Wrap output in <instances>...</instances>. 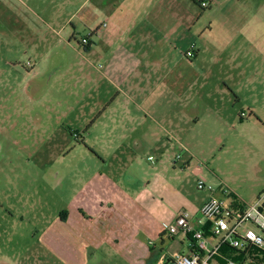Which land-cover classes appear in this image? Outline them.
I'll return each mask as SVG.
<instances>
[{
    "label": "crops",
    "instance_id": "crops-1",
    "mask_svg": "<svg viewBox=\"0 0 264 264\" xmlns=\"http://www.w3.org/2000/svg\"><path fill=\"white\" fill-rule=\"evenodd\" d=\"M71 2L60 0V35H40L53 61H29L26 75L41 90L60 82V109L38 116L63 139L78 134L88 151L60 170L71 190H60V233L44 239L60 264H158L190 247L162 224L181 210L196 218L223 196L192 190L193 176L208 179L195 152L238 146L242 129L264 126V0H214L211 12L198 0H83L76 10Z\"/></svg>",
    "mask_w": 264,
    "mask_h": 264
},
{
    "label": "rangeland",
    "instance_id": "rangeland-1",
    "mask_svg": "<svg viewBox=\"0 0 264 264\" xmlns=\"http://www.w3.org/2000/svg\"><path fill=\"white\" fill-rule=\"evenodd\" d=\"M71 1L75 10L83 3ZM87 7L75 18L81 34L87 32L81 25ZM229 11L226 15L233 14ZM45 31L51 42L60 35V0H0V264H60L44 239L45 234L60 233V190H71L68 183L61 185L60 170L69 171L88 152L76 146L75 137L67 134L63 139L60 131L49 130L52 121L38 116L60 109V82L41 90L36 87L39 80L26 76L29 61L49 63L56 56L42 52L40 35ZM31 46L34 52L26 54ZM16 62L21 64L16 67ZM215 72L208 69L209 76ZM226 145L205 149L207 154L195 152L199 166L207 168L208 182L195 175L190 186L196 190L203 180L218 187L222 181L242 199L254 201L264 193V126L242 129L241 144ZM149 156L157 161V154ZM155 241L160 244V239ZM94 264L134 263L112 257Z\"/></svg>",
    "mask_w": 264,
    "mask_h": 264
},
{
    "label": "built area",
    "instance_id": "built-area-1",
    "mask_svg": "<svg viewBox=\"0 0 264 264\" xmlns=\"http://www.w3.org/2000/svg\"><path fill=\"white\" fill-rule=\"evenodd\" d=\"M198 2L201 8L209 9L214 0ZM81 44L88 46L89 38L83 37ZM198 189L212 194L220 190L223 196L212 195L196 218L190 211L181 210L173 221L162 224L170 237L188 241L190 247L188 252L164 253L158 264H264V193L246 201L224 183L216 189L203 180L198 182Z\"/></svg>",
    "mask_w": 264,
    "mask_h": 264
}]
</instances>
